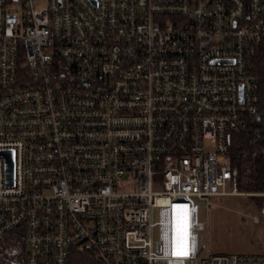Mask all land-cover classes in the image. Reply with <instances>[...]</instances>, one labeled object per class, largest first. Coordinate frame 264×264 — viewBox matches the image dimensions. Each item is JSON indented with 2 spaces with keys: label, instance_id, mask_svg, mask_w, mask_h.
<instances>
[{
  "label": "built area",
  "instance_id": "obj_1",
  "mask_svg": "<svg viewBox=\"0 0 264 264\" xmlns=\"http://www.w3.org/2000/svg\"><path fill=\"white\" fill-rule=\"evenodd\" d=\"M263 42L264 0H0V264H264L198 249L200 204L245 196Z\"/></svg>",
  "mask_w": 264,
  "mask_h": 264
},
{
  "label": "rangeland",
  "instance_id": "obj_2",
  "mask_svg": "<svg viewBox=\"0 0 264 264\" xmlns=\"http://www.w3.org/2000/svg\"><path fill=\"white\" fill-rule=\"evenodd\" d=\"M5 144L12 145L13 141H5ZM239 193L245 196L217 198L206 209L204 203L200 204L199 221L203 230L198 231V249L201 262L214 254L264 256V215L256 205L257 196L252 195L255 193ZM254 218L258 219L257 223H254ZM22 248L20 237H9L0 243L1 259L10 255L9 261H17L20 256L23 257ZM9 261L5 263L9 264Z\"/></svg>",
  "mask_w": 264,
  "mask_h": 264
},
{
  "label": "trees",
  "instance_id": "obj_3",
  "mask_svg": "<svg viewBox=\"0 0 264 264\" xmlns=\"http://www.w3.org/2000/svg\"><path fill=\"white\" fill-rule=\"evenodd\" d=\"M251 64L264 101V42L257 48ZM228 151L230 165L236 171L238 191L264 192V120L250 121L244 129L232 133ZM256 200L257 207L261 209L264 198L257 197ZM67 264L101 263L87 253L71 252Z\"/></svg>",
  "mask_w": 264,
  "mask_h": 264
},
{
  "label": "water",
  "instance_id": "obj_4",
  "mask_svg": "<svg viewBox=\"0 0 264 264\" xmlns=\"http://www.w3.org/2000/svg\"><path fill=\"white\" fill-rule=\"evenodd\" d=\"M0 156L5 159V170H6V181L8 185L13 184V152L11 150H6L0 152ZM261 211L264 215V203L262 205Z\"/></svg>",
  "mask_w": 264,
  "mask_h": 264
},
{
  "label": "bare ground",
  "instance_id": "obj_5",
  "mask_svg": "<svg viewBox=\"0 0 264 264\" xmlns=\"http://www.w3.org/2000/svg\"><path fill=\"white\" fill-rule=\"evenodd\" d=\"M174 233H175V230H174Z\"/></svg>",
  "mask_w": 264,
  "mask_h": 264
}]
</instances>
